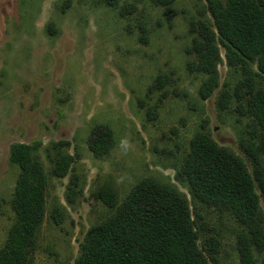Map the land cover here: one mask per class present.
<instances>
[{"label":"rangeland","instance_id":"rangeland-1","mask_svg":"<svg viewBox=\"0 0 264 264\" xmlns=\"http://www.w3.org/2000/svg\"><path fill=\"white\" fill-rule=\"evenodd\" d=\"M67 1L0 0V249L15 219L11 201L19 167L10 163L11 146L39 142L37 155L49 186L36 264H75L89 229L110 213L98 197L104 182L113 184L121 199L145 177L173 184L189 196L176 174L204 120L215 141L252 169L239 147L250 120L238 117L234 106L226 111L217 106L224 83L236 78L220 65L221 86L202 101L198 90L205 77L187 70L189 24L205 10L206 0H176L168 7H156L152 0H117L116 6L70 0L64 8ZM123 9L130 12L122 15ZM141 26L149 33L147 44L140 42ZM160 74L170 76V83L149 94ZM165 91L168 97L161 101ZM156 105V116L149 119ZM100 124L109 125L115 139L103 159L88 146ZM60 140L72 143L74 169L85 186L72 206L65 200L69 177L50 175L46 149ZM59 204L68 216L58 227L50 214ZM198 205L222 239L218 264H241L240 225L228 213Z\"/></svg>","mask_w":264,"mask_h":264},{"label":"trees","instance_id":"trees-1","mask_svg":"<svg viewBox=\"0 0 264 264\" xmlns=\"http://www.w3.org/2000/svg\"><path fill=\"white\" fill-rule=\"evenodd\" d=\"M105 1L117 5V0ZM175 1L152 3L168 7ZM206 2L200 17L189 24L192 43L186 48L190 57L187 70L205 77L198 90L202 101L220 88V65L226 64L236 78L233 84L224 83L217 106L220 111L234 106L238 117L250 120L239 147L252 169L241 156L215 141L206 130L208 120H204L176 174L191 199L177 186L154 177L138 181L123 199L113 184L102 183L98 197L110 213L89 229L75 264H218L222 239L199 203L230 214L240 225L237 251L241 264H264V0ZM69 5L70 0L64 8ZM126 11L130 12L123 9L121 14ZM139 39L143 44L149 42L145 26H141ZM169 83L170 76L160 74L148 93L161 91ZM168 93L165 91L160 100ZM157 106L149 110V119L156 116ZM41 145L11 146L10 163L19 167L11 201L15 219L0 249V264H36L49 186V174L37 155ZM71 146L69 140H60L46 149L50 175L69 177L65 200L70 206L85 193L82 176L74 169L77 154L69 152ZM88 146L95 158L107 157L115 147L113 129L96 125ZM67 216V209L60 204L50 214L58 227Z\"/></svg>","mask_w":264,"mask_h":264}]
</instances>
